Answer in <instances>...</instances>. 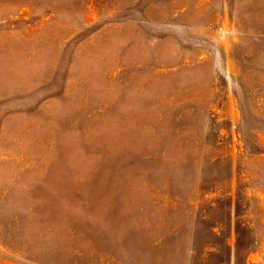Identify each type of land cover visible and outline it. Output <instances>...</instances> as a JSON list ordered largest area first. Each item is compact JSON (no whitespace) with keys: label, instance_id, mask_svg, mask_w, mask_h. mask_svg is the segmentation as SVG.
Wrapping results in <instances>:
<instances>
[{"label":"rangeland","instance_id":"374dc122","mask_svg":"<svg viewBox=\"0 0 264 264\" xmlns=\"http://www.w3.org/2000/svg\"><path fill=\"white\" fill-rule=\"evenodd\" d=\"M0 264H264V0H0Z\"/></svg>","mask_w":264,"mask_h":264}]
</instances>
